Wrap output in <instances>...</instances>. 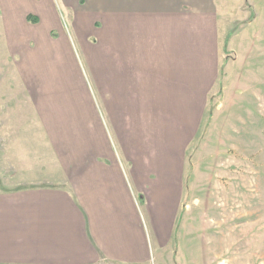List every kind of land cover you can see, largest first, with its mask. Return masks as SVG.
Here are the masks:
<instances>
[{
  "label": "crops",
  "instance_id": "obj_1",
  "mask_svg": "<svg viewBox=\"0 0 264 264\" xmlns=\"http://www.w3.org/2000/svg\"><path fill=\"white\" fill-rule=\"evenodd\" d=\"M59 1L72 12L75 32L93 34L90 61L105 121L92 115L94 102L78 97L65 110L78 122L54 120L45 99L40 110L30 108L44 98L49 76L67 70L72 86L77 63L55 0H0V76L11 77L17 96L25 82L27 106L44 120L30 123V138L21 137V120H0V162L7 167L0 175L15 185L0 191V264H149L146 228L162 249L173 245L187 154L229 63L221 48L223 33L229 35L228 2ZM248 7L255 14L249 27L259 24L254 5ZM247 17L243 11L240 19ZM258 47L241 48L249 50L230 62L238 74L229 75L256 72L255 58H264ZM223 85L227 94L224 78ZM222 108L226 113L236 104L225 101ZM80 128L83 136L75 137ZM26 160L34 166L25 169Z\"/></svg>",
  "mask_w": 264,
  "mask_h": 264
},
{
  "label": "rangeland",
  "instance_id": "obj_2",
  "mask_svg": "<svg viewBox=\"0 0 264 264\" xmlns=\"http://www.w3.org/2000/svg\"><path fill=\"white\" fill-rule=\"evenodd\" d=\"M227 2L229 35L226 37V32L223 33L221 48L223 61L229 63L224 65V76H221L209 99L202 128L187 154L183 201L173 245L162 249V242L156 244L149 224L146 228L151 250L149 264H264V0ZM55 4L80 76H73L76 82L72 86L73 79H69L67 70H63L64 76H49L46 82H42L47 86L43 89L44 98L39 97L36 102L32 100L33 107L30 104V108L40 110V101L45 99L55 108L52 113L54 120L62 124L75 121L71 114H65V110L69 104H75L73 100L78 97L82 104L94 102L98 112L92 115L104 122L105 115L100 112L97 102L100 92L98 90L99 95H96L90 61L93 34L75 32L71 23L72 12L63 9L59 0H55ZM249 4L254 5V12L260 15L259 24L250 27L248 23L255 14L248 10ZM243 11L249 13L247 20L240 19ZM43 24L41 29L45 31L48 27ZM61 34V31H57L51 36L58 39ZM252 43L259 46L255 50L259 55L257 57L263 58H255L256 72L241 78L230 76L238 74V65L230 62L244 57L242 52L248 48H241ZM4 51L0 48V59L5 58ZM41 58L39 55L38 61ZM223 78L226 80L227 94L224 92ZM10 79V76H0V120H21V137H34L31 124L44 120H39L27 106L30 93L25 88L26 83L22 84L21 96H17L16 83L14 93L9 86L12 82ZM255 86L256 91L253 90ZM225 101L236 104V108L223 112L222 103ZM60 105L64 107L57 109ZM46 115L41 112L39 117ZM83 133L80 128L75 137H81ZM93 135L92 127L87 130V137ZM26 161L25 169L34 166L33 161ZM0 168L7 167L0 162ZM15 178L14 183H23L19 176ZM4 179L0 175V191L15 186L14 178L6 183ZM143 200L140 197V202Z\"/></svg>",
  "mask_w": 264,
  "mask_h": 264
},
{
  "label": "trees",
  "instance_id": "obj_3",
  "mask_svg": "<svg viewBox=\"0 0 264 264\" xmlns=\"http://www.w3.org/2000/svg\"><path fill=\"white\" fill-rule=\"evenodd\" d=\"M29 21H31V22H33V23L38 22L37 18H35V17H30V18H29Z\"/></svg>",
  "mask_w": 264,
  "mask_h": 264
}]
</instances>
